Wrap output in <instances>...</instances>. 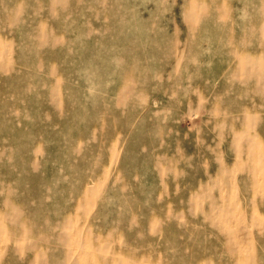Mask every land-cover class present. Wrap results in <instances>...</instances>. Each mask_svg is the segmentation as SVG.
Listing matches in <instances>:
<instances>
[{
    "label": "rangeland",
    "instance_id": "obj_1",
    "mask_svg": "<svg viewBox=\"0 0 264 264\" xmlns=\"http://www.w3.org/2000/svg\"><path fill=\"white\" fill-rule=\"evenodd\" d=\"M0 264H264V0H0Z\"/></svg>",
    "mask_w": 264,
    "mask_h": 264
}]
</instances>
